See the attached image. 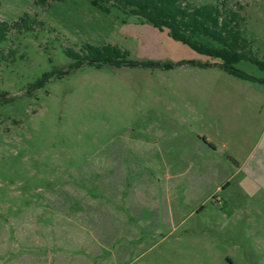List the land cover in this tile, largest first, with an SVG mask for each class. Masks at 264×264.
Wrapping results in <instances>:
<instances>
[{
	"label": "rangeland",
	"instance_id": "1",
	"mask_svg": "<svg viewBox=\"0 0 264 264\" xmlns=\"http://www.w3.org/2000/svg\"><path fill=\"white\" fill-rule=\"evenodd\" d=\"M188 1L238 13L264 60V0ZM25 14L0 44V264H264V85L90 0H0ZM108 44L156 65L66 55Z\"/></svg>",
	"mask_w": 264,
	"mask_h": 264
},
{
	"label": "trees",
	"instance_id": "2",
	"mask_svg": "<svg viewBox=\"0 0 264 264\" xmlns=\"http://www.w3.org/2000/svg\"><path fill=\"white\" fill-rule=\"evenodd\" d=\"M60 1L62 0H34V4L44 8L51 2ZM90 2L105 14L117 9L159 30H166L173 40L189 46L198 54L219 59L221 62L217 66L226 73L264 85V79H257L236 67L237 64L245 61L264 71V60L254 55L250 42L242 34L243 19L236 12L224 15V11L218 5L208 3L197 6L188 0H90ZM42 25L36 17L29 14H25L12 24L0 21V44L7 40L12 30L29 32ZM12 53L13 51L10 54ZM66 55L77 60L75 67L81 66L85 59L98 68L102 64L112 67L156 65L152 62L130 61L127 51L110 44L100 47L85 45L82 54L67 49ZM190 63L201 67L210 66L204 63ZM164 67L170 69L172 66Z\"/></svg>",
	"mask_w": 264,
	"mask_h": 264
}]
</instances>
